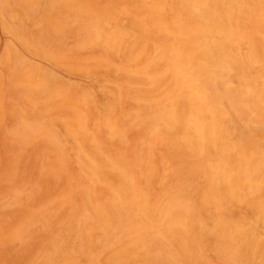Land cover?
<instances>
[{"label": "rangeland", "instance_id": "1", "mask_svg": "<svg viewBox=\"0 0 264 264\" xmlns=\"http://www.w3.org/2000/svg\"><path fill=\"white\" fill-rule=\"evenodd\" d=\"M52 1L0 0V264H264V0Z\"/></svg>", "mask_w": 264, "mask_h": 264}, {"label": "bare ground", "instance_id": "2", "mask_svg": "<svg viewBox=\"0 0 264 264\" xmlns=\"http://www.w3.org/2000/svg\"><path fill=\"white\" fill-rule=\"evenodd\" d=\"M52 1V0H51ZM53 2V1H52Z\"/></svg>", "mask_w": 264, "mask_h": 264}]
</instances>
